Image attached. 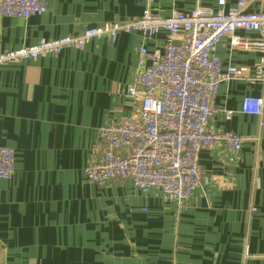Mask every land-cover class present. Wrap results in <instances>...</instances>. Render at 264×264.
<instances>
[{
    "label": "crops",
    "instance_id": "0c3cea01",
    "mask_svg": "<svg viewBox=\"0 0 264 264\" xmlns=\"http://www.w3.org/2000/svg\"><path fill=\"white\" fill-rule=\"evenodd\" d=\"M219 1L47 0L42 15L0 16V52L146 10L228 12L239 0ZM248 9L264 11V0ZM233 35L264 39L245 29ZM231 37L221 38L216 53L224 67L247 71L220 85L209 125L238 133L242 148L202 150L203 182L183 206L128 179L100 187L84 172L102 146L99 129L133 108L128 87L139 48L163 53L165 32L151 39L120 33L0 67V145L16 151L12 177L0 178V264H264V116L242 111L245 96L263 92L253 74L264 51L233 45Z\"/></svg>",
    "mask_w": 264,
    "mask_h": 264
},
{
    "label": "built area",
    "instance_id": "2783aa9c",
    "mask_svg": "<svg viewBox=\"0 0 264 264\" xmlns=\"http://www.w3.org/2000/svg\"><path fill=\"white\" fill-rule=\"evenodd\" d=\"M251 2L239 0L228 12L215 13L196 9L161 16L146 10L137 18L0 52V67L82 49L92 40L114 41L120 33L138 31L151 39L165 32L163 53L139 48L137 71L128 87L133 108L99 129L102 146L84 172L100 187L128 179L143 192L156 188L167 201L183 206L203 182L202 150L218 144L236 151L242 148L238 133L215 130L209 123L218 111L213 101L220 85L243 78L247 71L239 65L224 67L216 53L221 38L231 34L233 45L257 46L264 51V39L252 42L233 35L245 29L264 37V11H249ZM47 11V0H0V16L29 18ZM253 78L263 84V92L245 96L242 111L264 116V54L255 65ZM224 113L227 119L234 114L232 110ZM15 165V149L0 145V178H11Z\"/></svg>",
    "mask_w": 264,
    "mask_h": 264
}]
</instances>
